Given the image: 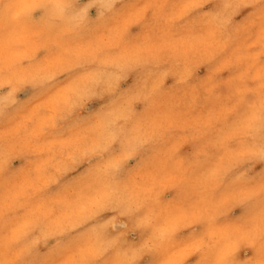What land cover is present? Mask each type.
<instances>
[{"label": "clouds", "instance_id": "1", "mask_svg": "<svg viewBox=\"0 0 264 264\" xmlns=\"http://www.w3.org/2000/svg\"><path fill=\"white\" fill-rule=\"evenodd\" d=\"M0 264H264V0H0Z\"/></svg>", "mask_w": 264, "mask_h": 264}]
</instances>
